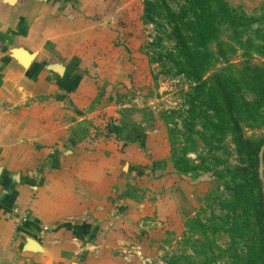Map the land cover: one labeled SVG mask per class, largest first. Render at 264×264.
Returning <instances> with one entry per match:
<instances>
[{"label": "crops", "instance_id": "1", "mask_svg": "<svg viewBox=\"0 0 264 264\" xmlns=\"http://www.w3.org/2000/svg\"><path fill=\"white\" fill-rule=\"evenodd\" d=\"M140 1L0 0V264H109L120 230L202 200L142 100L121 99ZM100 115L116 137L89 142Z\"/></svg>", "mask_w": 264, "mask_h": 264}, {"label": "rangeland", "instance_id": "2", "mask_svg": "<svg viewBox=\"0 0 264 264\" xmlns=\"http://www.w3.org/2000/svg\"><path fill=\"white\" fill-rule=\"evenodd\" d=\"M224 1L248 16H258L264 7V0ZM139 5L131 45L134 87L121 99L142 100L151 123L147 129L154 121L163 128L176 174L205 187L199 205L175 226L143 218L110 238L109 264H264V218L249 183L256 150L264 142V76L250 79L254 74L247 71H264V51L245 49L221 57L210 43L214 58L206 68L202 61L205 70L195 79L172 37L173 26L181 22L176 13L182 0H141ZM220 32L221 41L228 42L229 31L222 27ZM231 75L236 80H228ZM217 76L226 90L214 86ZM100 116L85 140L116 137V121ZM259 163L262 174L264 158ZM124 211L116 207L115 214Z\"/></svg>", "mask_w": 264, "mask_h": 264}, {"label": "trees", "instance_id": "3", "mask_svg": "<svg viewBox=\"0 0 264 264\" xmlns=\"http://www.w3.org/2000/svg\"><path fill=\"white\" fill-rule=\"evenodd\" d=\"M147 5L150 7V2ZM177 10L176 15L181 22H178L179 26L177 24L173 26L172 37L179 47L180 59L195 79H200L202 71L214 58L215 54L209 49L210 43L217 45V55L221 57L227 52L235 54L238 50L245 51V49H254L258 53L264 51V7L261 8L258 16H248L236 12L224 0H182V5L178 6ZM222 27L229 31L228 42L221 41ZM183 31H186L187 36H183ZM255 41L257 45L254 44ZM202 61H207L206 65L202 66ZM247 71L254 74L250 79L257 77L259 80L261 75L264 76V71L257 68H249ZM230 79L236 80V77L231 75L228 80ZM214 86L225 89L224 82L218 76L214 78ZM228 109H232V104H229ZM234 123V127L237 128V123ZM260 148L256 150L254 156L249 183L250 194L264 218V173L258 172Z\"/></svg>", "mask_w": 264, "mask_h": 264}, {"label": "water", "instance_id": "4", "mask_svg": "<svg viewBox=\"0 0 264 264\" xmlns=\"http://www.w3.org/2000/svg\"><path fill=\"white\" fill-rule=\"evenodd\" d=\"M263 152H264V142H263V144H262V146L260 148V152H259V158H260V160L262 158Z\"/></svg>", "mask_w": 264, "mask_h": 264}]
</instances>
